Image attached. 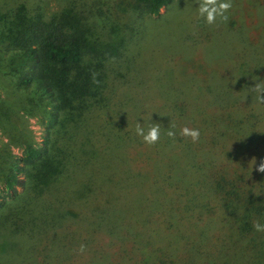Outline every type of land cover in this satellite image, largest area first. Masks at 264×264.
Returning <instances> with one entry per match:
<instances>
[{"label":"trees","instance_id":"trees-1","mask_svg":"<svg viewBox=\"0 0 264 264\" xmlns=\"http://www.w3.org/2000/svg\"><path fill=\"white\" fill-rule=\"evenodd\" d=\"M131 1L73 0L59 20L29 26L0 14L1 47L22 58L13 81L29 91L19 105L41 111L45 131L41 146L25 142L7 160L2 242L18 243L35 264H85L91 255L111 264H264V232L253 227L264 224V173L252 168L264 158V104L245 88L176 99L183 71L158 83L151 62L141 87L125 83L135 11L155 16L172 2ZM164 53L160 73L176 55ZM255 67L253 86L264 84V65ZM138 123L145 132L159 125V141L146 144ZM184 127L199 129V140L181 135Z\"/></svg>","mask_w":264,"mask_h":264},{"label":"rangeland","instance_id":"rangeland-1","mask_svg":"<svg viewBox=\"0 0 264 264\" xmlns=\"http://www.w3.org/2000/svg\"><path fill=\"white\" fill-rule=\"evenodd\" d=\"M72 1L0 0V14L13 18L18 24L29 26L36 21L45 23L53 19L59 20L63 14H66ZM85 1L94 4H98L99 1L117 2L121 3L122 7H127L128 2H132L131 0ZM134 15L139 23V29L123 44L125 59L131 58V66L125 71V83L141 87L145 75L143 64L145 62L147 65L146 62H151L148 65L150 68L148 73L160 77L158 83L170 80L173 71H183H179L177 76H174L179 82L174 92L176 99L184 96L210 97L211 93L222 97L236 88L246 89L243 96L255 95L250 92L255 82V66L258 63L264 65V0H232V8L227 13L229 17L227 22L218 19L213 25L207 24L199 16L198 0H172L158 15L147 16L138 10ZM199 26L200 36L196 38ZM144 27L149 29L148 35L145 36L140 33ZM195 39V45L200 49L197 56L194 55ZM1 46L0 44V191H3L4 173L8 170L7 160L20 157L25 142L41 146L45 131L41 123V119H44L41 111L27 114L19 105V99L29 94V91L18 88L19 85L13 81L17 77L22 58L4 52ZM153 48L160 49L159 53ZM161 49L166 52L167 49L172 50L174 52L172 54L179 56L174 55L172 65L162 68L164 70L160 73L158 64L161 65L163 62L167 64L165 53ZM176 59L186 60L185 66L177 65ZM8 64L13 65L7 67ZM153 67L159 73H153ZM123 82V79L114 80L115 84L126 85ZM230 97H233L232 93ZM21 191L22 188H18V192ZM9 199L10 196L4 193L1 202ZM2 240L3 237L0 238V264H26V262L35 264L33 258L26 257L28 254L21 251L18 243L11 240L3 243ZM65 247L63 252L72 250V246ZM84 263L111 264L96 255L89 256Z\"/></svg>","mask_w":264,"mask_h":264},{"label":"clouds","instance_id":"clouds-1","mask_svg":"<svg viewBox=\"0 0 264 264\" xmlns=\"http://www.w3.org/2000/svg\"><path fill=\"white\" fill-rule=\"evenodd\" d=\"M231 8L232 0H198V14L209 25L217 23L218 19L221 22H227L229 19L227 13ZM252 92L256 94L257 103L264 104V84L257 82L252 87ZM136 134L141 136L146 144L154 145L160 139V127L159 125H153L145 132L141 124L138 123L136 126ZM167 135L169 137H174L175 132L169 130ZM181 135L190 137L193 142H196L200 138V131L199 129L184 127L181 129ZM253 166H255L257 172L264 173V158H262L258 164H256L254 160L252 168ZM253 227L258 232H264V224L256 222L253 224ZM84 247V245H81L80 250L83 251Z\"/></svg>","mask_w":264,"mask_h":264}]
</instances>
